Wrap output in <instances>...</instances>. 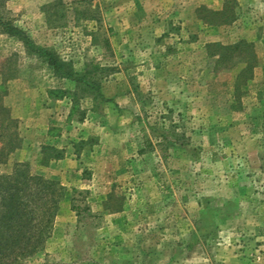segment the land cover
Instances as JSON below:
<instances>
[{"label": "rangeland", "instance_id": "obj_1", "mask_svg": "<svg viewBox=\"0 0 264 264\" xmlns=\"http://www.w3.org/2000/svg\"><path fill=\"white\" fill-rule=\"evenodd\" d=\"M0 13L31 42L0 32V128L3 106L21 139L0 173L22 163L64 188L21 264H264V0H3ZM216 44L241 46L217 62Z\"/></svg>", "mask_w": 264, "mask_h": 264}, {"label": "trees", "instance_id": "obj_2", "mask_svg": "<svg viewBox=\"0 0 264 264\" xmlns=\"http://www.w3.org/2000/svg\"><path fill=\"white\" fill-rule=\"evenodd\" d=\"M2 2L3 0H0V4ZM0 32L30 42L25 32L1 13ZM239 44L228 47L216 44L222 49L217 62L228 60L232 51L241 46ZM30 45L32 50L46 57L47 64L54 73L64 77L76 76V72H73L53 50ZM242 53L239 60L244 63V67L240 73L247 71L254 61V53L248 47H244ZM85 75L80 74V79H84ZM89 79L85 84L93 85L91 81L94 80ZM1 111L4 113L2 120L6 123L0 128V162L20 146L21 140L15 127L10 126L14 119L3 106ZM63 196L64 188L58 181L31 173L25 164L15 163L10 172L0 173V264H21L23 259L43 247L44 241L50 235Z\"/></svg>", "mask_w": 264, "mask_h": 264}]
</instances>
